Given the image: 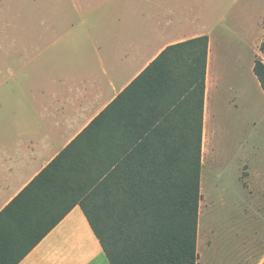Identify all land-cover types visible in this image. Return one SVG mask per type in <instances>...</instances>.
Instances as JSON below:
<instances>
[{
	"label": "crops",
	"instance_id": "1",
	"mask_svg": "<svg viewBox=\"0 0 264 264\" xmlns=\"http://www.w3.org/2000/svg\"><path fill=\"white\" fill-rule=\"evenodd\" d=\"M225 1L231 0H63L57 10L50 0V26L21 27L24 35L12 36L15 40L0 36V214L99 117L95 135L117 123L143 131L167 127L170 120L176 127L181 115L171 95L157 98L138 87L118 99L168 48L204 37L203 152L208 154L210 124L236 120L240 111L236 68L228 92L219 95L218 65L231 58L240 64L242 58L229 32L218 30L217 25L229 26L228 16L219 19L215 10V2ZM1 6L0 1V17ZM261 10L239 23L253 54L263 42ZM259 187L257 207L264 209ZM19 264L110 261L76 205ZM256 264H264V251Z\"/></svg>",
	"mask_w": 264,
	"mask_h": 264
},
{
	"label": "trees",
	"instance_id": "2",
	"mask_svg": "<svg viewBox=\"0 0 264 264\" xmlns=\"http://www.w3.org/2000/svg\"><path fill=\"white\" fill-rule=\"evenodd\" d=\"M207 60L206 37L164 51L118 101L138 87L171 95L176 127L95 135L99 117L0 214V264H19L76 205L110 264H198ZM253 72L264 92L259 57Z\"/></svg>",
	"mask_w": 264,
	"mask_h": 264
},
{
	"label": "rangeland",
	"instance_id": "3",
	"mask_svg": "<svg viewBox=\"0 0 264 264\" xmlns=\"http://www.w3.org/2000/svg\"><path fill=\"white\" fill-rule=\"evenodd\" d=\"M0 1V36L6 35V40L23 36L21 27L50 26V0ZM63 3L51 0V7L62 10ZM261 6L264 13V0L215 2L219 19L227 15L229 24L217 25L218 30L229 32L232 48L237 46L242 56L240 64L231 58L218 65L219 95L228 92L236 68L241 78L236 82L240 111L236 120L224 118L208 128L209 153L203 152L200 183L198 264H256L264 251V209L257 207L259 186L264 189V92L253 72L256 58L264 62V56L260 46L253 54L249 42L244 43L239 24ZM15 28L17 33L12 32Z\"/></svg>",
	"mask_w": 264,
	"mask_h": 264
}]
</instances>
